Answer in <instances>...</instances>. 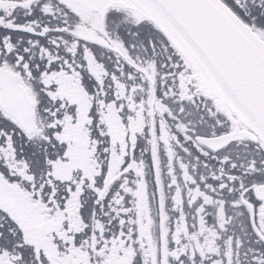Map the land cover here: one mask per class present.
<instances>
[{"label": "snow or ice", "instance_id": "obj_1", "mask_svg": "<svg viewBox=\"0 0 264 264\" xmlns=\"http://www.w3.org/2000/svg\"><path fill=\"white\" fill-rule=\"evenodd\" d=\"M0 264H264V0H0Z\"/></svg>", "mask_w": 264, "mask_h": 264}]
</instances>
